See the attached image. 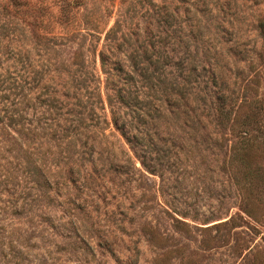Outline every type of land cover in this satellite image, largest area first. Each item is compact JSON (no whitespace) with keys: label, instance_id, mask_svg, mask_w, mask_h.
I'll return each instance as SVG.
<instances>
[{"label":"rangeland","instance_id":"obj_1","mask_svg":"<svg viewBox=\"0 0 264 264\" xmlns=\"http://www.w3.org/2000/svg\"><path fill=\"white\" fill-rule=\"evenodd\" d=\"M27 1L47 29L30 16L17 19V37L0 29V73L15 77L23 101L56 90L54 107L69 102L62 82L83 77L108 123L95 129L92 166L86 152L57 154L47 105L25 103L20 128L0 126V264H264V105L248 106L264 99V0H77L70 25L57 0ZM9 18L0 15L7 28ZM243 120L256 146L247 166ZM40 156L44 193L34 185Z\"/></svg>","mask_w":264,"mask_h":264},{"label":"trees","instance_id":"obj_2","mask_svg":"<svg viewBox=\"0 0 264 264\" xmlns=\"http://www.w3.org/2000/svg\"><path fill=\"white\" fill-rule=\"evenodd\" d=\"M57 3L59 22L64 25H70V23L74 21V11H72V8H75L78 5L77 0H57ZM27 4V0H5L0 4V15L3 17H12V19L9 18L8 21L10 28H7L3 22H0V29L2 30L1 39L6 37L7 40H9L12 37H17V33L21 34V32H18L17 19L25 21V17L27 16L32 17L33 22L37 21L39 25H43L47 29V19L46 21H42L44 11L40 7L34 8L28 6ZM93 27L96 28V26ZM257 29L261 36L264 35V17L257 20ZM112 30L113 29L109 28L106 33L112 32ZM16 53H19V50L17 52H13V54ZM71 58L74 59L75 56L72 55ZM1 59L2 56L0 54V60ZM98 60L100 67L105 69L106 56L102 50L98 52ZM112 69L119 70V68L113 67ZM106 71L108 72V70ZM90 76L93 78L92 74ZM66 82L67 84H64ZM84 82L85 79L83 77L80 79L73 77L69 80V82H62L61 86L64 91L62 95L65 96L69 102H66L65 105L63 104L62 106L61 103H59L57 107H54L50 105L52 101H58V99L53 95L55 94L56 90L49 91L46 89L45 92L34 95V102H31L32 100L30 98H27L25 101H23V98L20 95L18 81H16L15 77H11L4 70L3 73H0V126L15 127V125H17L20 128V118L22 117L21 111H25V103L30 105L29 108L31 110L34 109L36 103L39 105H47L48 107L52 108V111L55 112V115L52 117V119H49V123H45L44 121L42 122H44L45 125L47 124L46 128H49L47 139L52 141L53 146L57 149V154H59L60 150L63 149L71 150V153L76 152L77 155L75 159L79 160L83 157V153L86 152L84 160L87 163H90L92 166L93 159L91 158L92 154L95 152V129H103L99 119H101V122L105 125L108 123V121L106 122L105 118H103V115L99 114V112L102 113V110L104 109L99 93L95 92V87L90 88L88 91L85 90L86 84H84ZM81 87L83 89V93L78 91ZM84 92H87V94H84ZM120 92V88L115 91L116 99L121 103H127L126 99L120 94ZM181 95L182 94L179 93V101L183 97ZM261 105H264V99H261V101H250L248 103V106H253L251 109H254L255 111L260 109ZM253 113L254 112H251V114ZM216 117L220 124H223L227 120V111L223 110L222 108L218 109ZM248 121L243 120L238 123L240 129L238 130L239 146L237 149L240 151L239 159L243 166H247L248 164V158H246V156L249 155V153L251 154L252 152H256V146L254 142L249 140V130L243 128V126ZM109 122L111 123L112 127L118 131L121 136H123L127 143H132L126 132V124L123 123L121 117L119 118V116L112 110H109ZM14 131L19 132V129L15 128ZM87 139L88 143L85 142L86 144H83ZM75 145H77L76 149L73 148ZM71 153L65 154L64 156L66 159L65 162L68 160L71 162H68L69 166L66 168V172L69 175L71 174L70 168L72 165H76L75 160L71 157ZM41 157L42 156L39 158V164L34 166V173L36 175L34 185L36 186V189H38L39 193H44L47 189H49V182L48 176L45 174L46 170L43 167L44 164ZM59 161H61V159L58 158L56 163H60ZM140 165L145 171H152L148 170L142 161H140ZM176 222L179 224V221L176 220Z\"/></svg>","mask_w":264,"mask_h":264}]
</instances>
